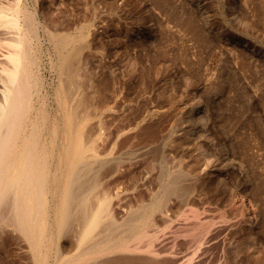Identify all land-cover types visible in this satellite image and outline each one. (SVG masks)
<instances>
[{"label": "rangeland", "instance_id": "obj_1", "mask_svg": "<svg viewBox=\"0 0 264 264\" xmlns=\"http://www.w3.org/2000/svg\"><path fill=\"white\" fill-rule=\"evenodd\" d=\"M24 1L47 24L39 31L41 86L32 112L48 127L61 128L65 112L78 98L86 100L84 106L78 100L72 133V141L82 143L71 176L77 180H66L65 186L73 185L64 190L76 201L93 187L108 192L103 215H110L98 229L110 226L103 234L96 230L102 236L87 238L86 249L78 239L81 220L75 226L71 221L72 229L60 233L46 253L5 228L0 264H124L121 256L115 260L127 252L119 245L146 241L140 227L145 218L154 221L148 231L158 228L153 244L162 252L161 264H182L189 256L191 264H264V0ZM57 16L63 55L77 49L71 58L81 69L74 79L57 73L47 38ZM190 17L198 23L188 22ZM192 28L207 33L205 39ZM47 132L39 131L41 138ZM218 175L226 182L217 183ZM200 177L205 181L194 184ZM96 207L95 199L88 200L89 212ZM195 223L194 230L205 228L197 232L201 244L183 235ZM106 244L117 250L101 251Z\"/></svg>", "mask_w": 264, "mask_h": 264}, {"label": "bare ground", "instance_id": "obj_2", "mask_svg": "<svg viewBox=\"0 0 264 264\" xmlns=\"http://www.w3.org/2000/svg\"><path fill=\"white\" fill-rule=\"evenodd\" d=\"M160 1V3H162L163 0ZM230 1L231 5L236 2L233 0ZM164 2L166 3V1ZM114 3L111 4L114 6ZM256 3L257 1L255 2V4ZM262 11L264 12V10ZM52 18L53 21H51L50 23L52 27L49 29L50 26L48 25V28L46 27V33L47 38L51 40L56 53L57 73L60 74L62 70L64 73H68V75L73 76L72 78L74 79V76L77 75L78 70L81 69L79 67H76V64L74 65V63H72H79L73 60L74 58H71L73 56V53L77 51V49H74L68 54L63 55V44H65V41L64 35L59 30L60 20L58 16L56 18ZM188 18L186 16V19ZM252 18H254V15ZM186 19L183 18V21ZM190 20H192V22ZM187 21H190L193 24V19H191V17ZM252 21L254 22V19ZM258 21L260 22L261 20ZM188 22L184 23L186 24ZM191 23L190 25L193 26L198 22L193 25ZM42 24L43 23H41L37 19L35 12L28 8L26 1L14 0V2H8L6 4L0 1V232L4 233L5 228L16 230L27 237L32 242H30L31 245L35 242L40 245H36L37 247L33 246L34 248L36 247L35 251H38L36 249L39 246V251H41L40 249H42L46 253L47 249H50V246L55 244L57 236L60 233L62 235V232H64L65 229H72L70 228L72 225L71 223V225L68 226L69 222L72 221L74 226L76 222H78L79 225L82 222L79 229L75 228L74 226L73 227L78 231L79 241L85 244L87 243V246L85 245V248L87 249V247H89V241L87 240L92 235H94L95 232L97 234V232L101 230V233L103 234L106 231V228L104 229L106 225H103L104 227H102L105 231H102V228H98L103 223L102 220L104 219V217L109 214L108 213L105 216L103 215L106 209L105 207H107V205L109 204V196L107 194L108 192L106 193V191L104 190L93 187L88 190L86 194L81 195L80 198L78 197V201H76V196L74 195V193H65L64 190V187L66 190L69 189V187L71 186L70 184L73 185V181L77 180H71V176L74 172V168L76 167L74 164L76 161L75 158L81 156L82 143L72 141V133L76 127V123L74 120L76 118L75 110L76 108L81 107L80 104L82 105L84 101L86 102V100L81 102L78 98L77 101H75L76 104L72 106L73 108L68 109L65 112L66 120L63 127L61 128L57 124H53L52 127H48L46 120H44L45 118L38 116L32 112L35 90L39 89L41 86V80L39 77L37 78V69L39 68L38 52H40V43L42 41L41 36L39 35V31H41L40 29H43L47 25L44 24V26ZM246 25L249 26L248 23ZM261 26L263 25L261 24ZM194 28H192V31L194 30ZM189 29H191V27ZM194 31H196L198 37L201 38V40L205 39H202V37H205L206 35H203L207 33L203 34L200 29ZM82 36L83 35H81V37ZM202 42L203 41H201V43ZM71 59L73 61H71ZM80 83L81 82H77V85ZM82 85L84 86L83 83ZM96 85L94 84V87H96ZM80 87L82 86L80 85ZM86 94L90 95L88 93ZM81 95L83 96L84 94ZM85 97L87 96L85 95L84 99ZM62 100L63 102H65L67 101V98L63 97ZM245 101L241 104H245ZM82 106H84V104ZM88 106L85 104V107ZM244 106L242 107L244 108ZM87 109L88 108H86V110ZM257 119L253 118L252 120ZM257 122H259V120ZM250 124L253 125L254 123L250 122ZM257 124L261 125L262 123L259 122ZM256 125L255 127H257L258 129L259 126ZM45 128H47V130H45ZM39 131L48 132L47 134H45V137L41 138ZM256 133L258 134V132ZM62 134L64 139L63 141L61 139L62 142L60 144V140L58 141V138ZM263 139L264 138H262V141L260 140L261 143H264ZM242 143L244 144V142ZM251 160L253 161V157H251ZM75 172H77L76 169ZM215 177L217 179L215 180L217 183L226 182V180H223L225 178H221L222 176L220 175ZM75 178H77V176ZM66 180H71L73 183H70V181L65 186V184L63 183H66ZM202 180L203 179L201 177L196 178L194 184H196L197 181L198 185V182ZM204 181L205 180H203L202 182ZM205 184L206 183H201L200 185L204 186ZM187 187L189 188V186H186V188ZM173 190L175 191L176 189ZM227 195L229 197L227 199H230V197L233 195L232 191H230ZM225 197L227 196L225 195ZM237 197H239V195ZM93 199L96 200L97 207L96 209H93V212H89L88 209H86L87 203L88 200ZM239 199L237 201L235 200L236 204H240L242 202L241 204L242 206H244L246 211L248 209V206L244 201V196L241 195V202ZM229 201H231V199ZM196 211L197 210L194 209V216H197V214L195 213ZM248 215L249 214L247 212V216ZM249 216L250 218H252L251 215ZM111 218L113 217H109L110 220ZM80 220L81 222H79ZM107 222H109V220ZM112 222H110V224ZM149 223L154 224V221L150 218H145L144 222L140 224V227H143V236L146 238V241L144 240L145 242H141L140 244H129L127 242L124 243L120 241L122 243L120 245V242L118 243L119 247L126 248L125 250H127V252H125V254L118 252L120 253V255L117 256V258L115 257V260L118 258L120 260L121 256L124 264H161L162 259L160 257L163 256L161 255L162 252L156 249L153 244L154 240H157L159 237V235L157 234L158 228H155L154 232L151 233L150 231H148L149 229L146 228ZM202 223L203 222H199L201 226L203 225V227H205L206 225ZM197 224L198 223H195V225ZM195 225L193 224V226L191 225V227H188L187 232H183V235H186V237L192 235V241H196L201 244L202 237L201 235L199 237L198 234L205 228H200L199 231H196L194 229L198 227V225ZM109 226L110 225L106 227L109 228ZM205 231L206 230H204L203 232ZM197 232L199 233L197 234ZM98 233L100 236V232ZM5 237L7 236L5 235ZM194 237H196V239ZM94 238L96 237H93V239ZM91 241L92 239L90 240V242ZM5 242L1 241L0 244L2 245L0 246H3V243ZM5 246L7 247V245ZM112 247L113 246H108V244H106L104 246H101V251H114V249L116 248L112 249ZM85 248H83V250ZM89 253L87 250V254ZM115 253L117 254V252ZM77 254L75 256H77ZM43 259L44 257H42V259L40 258V263L43 262ZM80 259L81 258H79V260ZM67 260L68 259H66V262H64L65 260H63L61 263L64 262V264H68ZM73 260H75V258ZM79 260L77 259L76 262H79ZM191 263L192 256H189L188 259L185 260V262H183L182 264ZM69 264H71V259Z\"/></svg>", "mask_w": 264, "mask_h": 264}]
</instances>
